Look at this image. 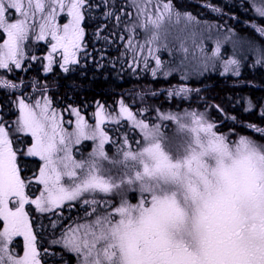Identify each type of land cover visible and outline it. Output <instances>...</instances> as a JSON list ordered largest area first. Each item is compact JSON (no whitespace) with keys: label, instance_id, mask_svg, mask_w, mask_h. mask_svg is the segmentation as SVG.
I'll list each match as a JSON object with an SVG mask.
<instances>
[{"label":"snow or ice","instance_id":"6c2138e0","mask_svg":"<svg viewBox=\"0 0 264 264\" xmlns=\"http://www.w3.org/2000/svg\"><path fill=\"white\" fill-rule=\"evenodd\" d=\"M47 6L49 10L39 22L35 39L42 41L50 36L54 41L52 51L62 50L61 67L68 72L67 65L78 63L77 52L84 38L82 23L93 5L90 0H48ZM98 6L103 9L105 20H114L117 25L122 23L119 13L124 5L101 0ZM132 6L137 8L138 15L147 11L143 0H132L129 7ZM45 7L44 0H0V30L6 34V39L0 43V69L9 72L22 69V43L33 30L36 13L44 14ZM206 7L220 12L210 4ZM156 8L155 19L133 24L129 30L147 24L159 30L164 19L171 20L173 15L180 19L181 14L174 13L169 2L157 0ZM11 10L19 14L15 20L9 16ZM256 11L264 17V7ZM61 13L67 18L63 25L58 23ZM185 16L189 21L194 20L190 14L185 13ZM253 27L264 35V28ZM196 36L190 33L191 38ZM156 39L152 34L151 42ZM148 54L155 61V67L150 69L155 76L161 60L153 55V50ZM200 57L205 67L220 59L219 42L211 56L205 55L200 45ZM46 59L47 71L51 72L53 56L50 54ZM261 60L264 53L257 63ZM238 63L235 59L225 61V70L235 65L233 75L238 76ZM144 64L148 67L147 60ZM19 87L0 77V88L11 92ZM175 91L187 94L190 90ZM16 103L20 115L14 126L0 115V221L3 222L0 225V264H42L30 219L31 209L26 211V205H34L42 214L57 215V210L72 201L85 206L84 216L78 217L84 222L75 226L69 224L60 239H53L51 244L74 254L76 264H264V143L246 136L229 140L213 130V122L192 113V127L187 129L194 133L192 144L185 154L174 156L162 146L160 126L149 128L121 102L120 113L133 121L134 127L140 128L145 143L132 150L125 137L126 147L110 158L104 146L111 138L101 127L109 117L102 106L95 113L98 123L90 131L84 117L73 109L77 117L75 132L68 133L62 117L51 109V100L43 103L37 100L30 105L19 99ZM251 107L249 102L246 111ZM217 110L222 112L218 106ZM260 116L264 118V109L260 110ZM162 119L177 117L165 115ZM230 119L235 122V117ZM184 127L181 125L182 129ZM247 127L253 128L264 140V128ZM13 133L30 137L31 146L23 149L14 146L10 135ZM89 139L98 141L89 159H74L73 145ZM22 157H37L42 162L36 183L42 185L43 190L35 198H30L26 191L32 181L22 176ZM101 161H108L118 169L117 175L113 176L110 169L101 174ZM123 185L126 189H122ZM128 192L137 193V203L130 202ZM97 194L104 197L117 194L120 198L112 202L98 199ZM101 203L103 207L98 211ZM72 207L68 204V211ZM51 227L55 229L57 221H53ZM16 237L23 238L22 255L15 251ZM44 254L46 257L57 255L47 248ZM60 255V264H66L62 253Z\"/></svg>","mask_w":264,"mask_h":264},{"label":"bare ground","instance_id":"6f19581e","mask_svg":"<svg viewBox=\"0 0 264 264\" xmlns=\"http://www.w3.org/2000/svg\"><path fill=\"white\" fill-rule=\"evenodd\" d=\"M117 1V0H114ZM146 13L148 17H151L156 9L157 0H151L152 4L146 0ZM45 5L47 6V0H44ZM167 2V0H164ZM122 3L125 5L124 0ZM187 3L191 5H196L194 8L190 9V15L194 17L195 24L198 26H214L216 28L220 27L222 24L226 25L225 20L227 18L231 24L233 21L231 19L237 20L241 13L244 14L243 9L239 8L241 4L238 0H206V2L199 3L198 0H187ZM100 1L93 3L94 17L93 20H88L87 22L82 24L84 28V34L87 36L90 31L95 34V37L99 40L97 44L87 42V45H113L115 47L119 45H130L129 41H132L131 45H144L146 41L151 39V35H149L148 27L141 28L136 27L133 30L123 29L121 26L125 23H135L134 16L135 12L130 10L129 8L124 7L123 11L119 13L121 16L122 23L117 25L114 20H105L102 15L103 9H101L98 5ZM117 4V3H116ZM211 5L212 7H217L220 9L219 13L211 11L209 7L206 5ZM118 5V4H117ZM152 8H154L152 10ZM248 12V10H246ZM200 21V22H198ZM93 25V27H92ZM230 25V24H229ZM154 33V32H152ZM91 37V35L89 34ZM251 35H248V37ZM107 37V39H105ZM165 38L162 36L157 37L156 41H162V48H165L164 52L160 53L161 65L157 74L155 76L152 75L151 68L155 67V65H151L140 70L141 78L137 82L136 86L139 90L142 91V95L147 94V89L149 88V94L147 98L138 96L136 98H141L142 101L132 102V99L129 97V100L123 99V105L125 107L133 108L135 106H141L142 112L144 111V105L147 107V114L150 117H158L160 114L162 116L166 115V111L174 110V112H178L181 116L182 120H189L190 115L192 113H197L205 116L206 113H203V108L201 105H204L207 110V115L209 118H213L217 106L218 107H226L224 121L229 119L231 124H239V123H254L255 126L264 128V118L260 116V110L264 109V60L260 63H257V60L253 59L251 61L245 62V66H239V75L235 77L229 76L226 74L225 80H217L211 82V79L214 77H219L222 79V72L217 74H208V75H197L196 73V63H186V65L179 64L178 61L174 59L175 54L178 53L180 47L177 43L182 41V38L179 37L176 39V43L174 45H163ZM38 41L35 39L34 33H29V37L26 41H24L23 45H36ZM185 45V44H184ZM206 45H210L206 43ZM220 45H227L224 42H221ZM238 47V45H235ZM145 47V46H143ZM206 47V46H205ZM187 48V46H183V49ZM239 48V47H238ZM208 49V50H207ZM240 49V48H239ZM241 53L242 50L240 49ZM184 52V50H183ZM200 52V49H199ZM204 53H208L207 56H211L212 51L208 47L205 49ZM225 53L229 55L228 49L225 50ZM260 53V52H259ZM96 54H93V61L91 67L95 62ZM43 61V60H41ZM44 62V61H43ZM214 66L219 67L220 63L218 60L211 62ZM258 65L261 66L262 72L259 74H255L253 69ZM42 66L41 62H28L23 66V69L31 70V69H39ZM89 67V64L87 65ZM149 68V69H147ZM129 66H124L119 72H109L111 76L105 78L102 76L101 78L94 77L93 80H101V82L106 83V92H115L117 89V85L120 84L124 88H129L128 76H129ZM165 73H167L165 75ZM2 74V72H0ZM4 78L7 80L19 83L20 77L19 74H13L12 77L4 74ZM145 78V80L143 79ZM34 81V80H33ZM111 83V84H110ZM160 83H169L170 89L168 85H166L167 92L160 93V97L153 98L154 104L151 102V96L154 95V90L156 86ZM31 84V81L29 82ZM34 86V84H31ZM155 86L153 89L152 87ZM108 86V87H107ZM70 87V86H68ZM131 88V87H130ZM180 89H189L190 91L187 94H176L175 90ZM129 90V89H127ZM56 91L52 90L51 95L52 98L55 96ZM97 93V94H103ZM169 93H172L169 96ZM240 93H244V95L239 98ZM23 94H29L27 91ZM12 97L18 98L20 96L15 95V93H11ZM235 95V97H233ZM97 99L94 102L90 100H85L83 102V106L80 107V114L84 115L89 112L96 113L99 109V106H102L105 110L119 109L120 104H116V101L119 97H114L115 100L112 101V98L107 95L103 102L100 100V95H96ZM22 97H25L23 95ZM249 102H251V110H247L249 108ZM144 105H143V104ZM148 103V104H147ZM60 114V117H64L62 122L68 121L72 116L65 112L62 107H55ZM198 108L199 111L196 112L195 109ZM149 109H152L151 111ZM13 111L16 112V103L13 101ZM140 112V113H142ZM138 114V113H135ZM137 119H141V115L135 116ZM228 117V118H226ZM230 117H235V122L230 119ZM213 120V119H212ZM116 121V120H115ZM116 124L120 123L115 122ZM125 122H121L123 125ZM10 125L13 126V123L10 122ZM164 132L168 135L166 140L162 143V146L170 148L172 151L177 152H185V147L178 135V127L165 124ZM107 129L109 131H116L118 129L117 126H108ZM245 136L249 138L259 139V136L255 133H250V131L245 132ZM29 162L24 163V169L22 176L23 177H32L36 174V167L32 164H28ZM76 212V211H73ZM79 214V213H78ZM42 240H46L45 234L40 235Z\"/></svg>","mask_w":264,"mask_h":264},{"label":"rangeland","instance_id":"374dc122","mask_svg":"<svg viewBox=\"0 0 264 264\" xmlns=\"http://www.w3.org/2000/svg\"><path fill=\"white\" fill-rule=\"evenodd\" d=\"M148 1L152 4L151 0H148ZM238 1L242 4L244 14L241 13V15L238 18H236L237 19L236 21L234 19H231L233 21L232 24H231V22L228 21V19H230V18H227L225 20V22H228V23H226V25L222 24L220 27L216 28L214 26H206V25L198 26V24H195L194 20L189 21L187 19V17L185 16V13L189 14L190 13V9L194 8L196 5H199V4H195V5H191L190 6V4L187 3V0H167V2L172 4L174 13L175 12H179L181 14L180 15V19L177 20L175 18V15H173L171 20H169L167 18L164 19L161 22L159 30L153 29L152 25L149 24L148 29L151 30V32L148 30L149 35L155 34L157 37L162 36L163 39L165 38V40L163 42V45H174L176 43V39L178 37H181L182 41L180 43L179 42L177 43V45L180 47V50L178 51V53L175 54V57H174V59L176 61H178L179 64L186 65V63H191V62L192 63H196L197 64V65H195L196 73H194L195 76H197V75L217 74L219 72H222V75H223L222 79L219 78V77H217L216 79L225 80L226 79L225 78L226 74H228L229 76H234L233 75V70L236 68V66L235 65L229 66L227 70H225V67L222 68V69L219 68L220 70H217V68H215L214 65L210 62L205 67L201 63L203 58L200 57V52H199L200 45L203 46L204 52H205V49L208 48V47L213 52L215 50L217 42H219V44L221 42H224L225 44H227V48L229 49L228 53H229V57L230 58H228L227 60H231V59L237 60L239 62L238 66H241V65L245 66L244 63L248 62V61H251L253 58L255 60H258V58L260 57V54L264 53V38L256 30V28L253 27V25H256L259 28H263V27H260V25H262V24L259 23L257 20H255V18H259L260 17L258 15L256 9L258 7H264V0H238ZM95 2H97V1L90 0L91 4H93ZM113 2H114V0H113ZM143 2L146 4L147 1L143 0ZM155 2H156V0H155ZM131 3H132V0H131ZM47 5H48V0H47ZM119 5H124V4L122 2H118V6ZM124 7L128 8L127 5H124ZM132 8L136 11L138 20L139 21L141 20L142 22H143V20L146 21L149 18L155 19L156 15H158L157 8L154 10V13H153V15L151 17H148L144 13H139V15H138L137 8L134 7V6H132ZM244 8H245V10H244ZM153 9L154 8H152V10ZM48 10H49L48 6H46L44 14H41L39 12L36 13L35 21H33L34 27H33V30L30 33H34L35 35L38 34L39 22H40L42 16L46 15ZM246 10H248V12H246ZM9 16L11 17V19L15 20L19 16V14L14 13V10H11L9 12ZM262 18L264 19V17H260L259 19H262ZM62 19L67 23V18L65 17L64 13H61L58 16V23L59 24H61ZM198 22H200V21H198ZM152 32H154V33H152ZM193 32L197 34L195 39L190 37V33H193ZM248 35H251V36L248 37ZM88 37H89V34H88ZM88 37H87V40H88ZM244 37H247V38H244ZM89 38H91L93 43H95V44L98 43V39L95 37L94 33H92L91 37H89ZM5 39H6V34H3L2 30H0V43H3ZM251 39L254 40V41L256 39L257 42L262 39L261 40V45H256L257 42L253 43L251 41ZM52 43H54V41H52L51 37L48 36L45 40H42L41 42H38L36 45H23L22 44V49H23V54H24V59L22 61V64L28 63V62H41L42 63V66L40 67L41 74L45 78H47V76L50 77L54 70L51 71V72L47 71V68H46L47 59H46V57L48 55H50L51 52H53L52 51ZM148 43H149V45H162V41L157 42L155 40V42H151V39H149V41L147 43L146 42L143 43L144 44L143 46L146 47V45H148ZM206 43H209L211 46L210 45H206ZM235 45H238V47L242 50V53H241L240 49L238 47H236ZM183 46H187V49H188L187 53L183 52ZM118 47H119L118 49L123 50L121 45H119ZM88 48L91 51L90 54H86L87 51H78L77 52V60H78V56H80L81 61L78 64L82 67L81 71H83V69L86 70L88 68L87 65L89 64V76H91L92 75V71H91L90 67H91V64H92V61H93V54H96L97 56H104L105 57L106 48L104 46H102V45L100 47L101 51H99L97 49V45H88ZM165 48H164V50H165ZM58 51L61 53L60 56H58V62H59L58 66L60 67L59 68L60 74H61V76L66 78L67 82H64V83L62 81L60 82V87L57 88V91H56L55 96L53 98H52L51 94H49V95L46 94V92H47L46 84L43 81H39L36 78H32L30 80L31 84H34V86L30 84V89L35 91V93H34V95H35L34 96V103L37 100L41 101L42 103L46 99L47 100H51V102H52L51 103V109H54L55 111H57V109H55L54 106L57 107V108L58 107H62V109L65 112L70 114L72 117L68 121L63 122V127L66 129V131L68 133H74L75 132V124H76L77 117L74 115L72 110L76 109V110H78L80 112V107L84 105L83 102L86 100V96L85 95L81 96L79 93L74 92V91H72V92L68 91L69 89H71V87H68V86H71V83L74 82L73 79H69V76L73 75V74H70V72H77L78 73L79 69H75L74 71L69 70L68 72H65L63 67H61V65L63 64V53H62V50H58ZM143 52L144 51L142 49V45H139V48H137V51H133L134 55L132 54L130 56V55L126 54V53L122 54V56H124L125 58L130 57L129 58L130 62H133V64H134L133 68H131V69L129 68L128 73H130L133 69H136L137 72L142 69L141 67H139L135 63V61L137 59L138 60L139 59H144ZM166 52L167 51H165L163 53H166ZM117 53L118 52L116 50L115 54H117ZM205 55H208V53H205ZM89 56H90V63L87 62V60H86L87 57H89ZM31 57H36V59H34V60L30 59ZM241 58H243V59L241 60ZM41 60H43L44 62L41 61ZM217 60H219V59H217ZM261 61H263V60H261ZM58 62L53 59L52 67L54 65H56ZM139 63L141 64V66L143 68H146L145 64H144V61L139 62ZM70 65H75V64H70ZM70 65H67V67H69ZM22 69H23V66H22ZM147 69H149V68H147ZM0 70L4 71V69H0ZM239 71H240V69H239ZM253 71H254L255 74H257L258 72H262V68H261V66L256 65L254 67ZM109 72H117V71H113V70L110 71V69H108L105 72H102L105 78H108L109 76H111ZM4 73L5 72H2V74H0V77L5 76ZM13 73H14V71L10 72V74H13ZM93 73H94V76H92V78H94L95 75H96L95 74L96 72H93ZM132 73H133L132 80H134L135 77L141 78V75H139L138 73L137 74H134V72H132ZM15 74L16 73H14V75ZM7 76L12 77L9 74H7ZM235 77H236V75H235ZM52 78L54 80L51 81V85L53 87L54 86H58L56 77L53 76ZM21 81H22V83L25 81L24 77H20V81L18 83L20 85L19 89L16 90V91H11L9 93L10 94L11 93H15V95L20 96L19 99H24L25 102L27 103L26 100H30V98H32V97H31V95L23 94L24 92L28 91V88L25 87V86H22L21 85L22 84ZM63 85H64L65 88L63 87ZM166 85H170V84L169 83H160L157 86L154 85L152 87L154 89L155 86H156V88L154 90V95H155L156 99L158 97H160V93L164 94V93H166L168 91L167 88H166ZM91 86H92V89H90V91L93 90L94 87H96L95 84H93ZM132 87H137V86L134 85V86H131V88ZM131 88L129 90H125L122 94H121V92L117 93L119 99L116 101V104H121L123 99H126L127 97H130L132 99V102H134L136 100V98L140 94H142V91L139 90L138 88H137L138 90L131 89ZM3 90L4 89H0V91H3ZM103 90H105V88ZM148 90H149V88L147 89V91ZM106 91L107 90H105V92L102 95L99 96L100 100H102L104 102L105 101L104 98L107 95H109L112 98V101L115 100L113 95L110 92H106ZM49 92L51 93V91H49ZM240 94H243V93H240ZM23 95H25V98L22 97ZM143 95L146 98L148 96V94H144V93H143ZM137 102L141 103V101H137ZM151 102H152V104H154V101L152 99H151ZM218 108L222 110V112L219 111V117L224 118L226 107H221L220 106ZM149 110L151 111L152 109H149ZM57 113L59 114L58 111H57ZM19 115H20V113H19V108H18L17 112H15L16 118L19 117ZM59 116H60V114H59ZM62 119H65V118L62 117ZM69 121H71V123H69ZM219 125H221V124L219 123ZM91 129L92 128L90 127L88 130L90 131ZM240 130L247 131L246 129L242 128L241 125H239V126L234 125L233 126L232 131H233V134H234V136H233L234 140L238 139L240 137V135H239V131ZM140 132H141L140 128H137V131H135V132L132 131L131 133H134L137 136V139L139 140L140 139V136H139ZM14 134L19 135L20 133H14ZM134 134H132L131 136H133ZM119 136L120 135H118L116 133H111L110 134V138H112V137H117L118 138ZM119 138H121V137H119ZM185 139H186L185 136L180 138L181 141H183ZM250 139L255 140L257 143H264V140H262L261 138L260 139L250 138ZM138 140H137V142H138ZM137 142L135 144V147L137 146ZM97 143H98V141H94V140L89 139V140H82L79 144H74L73 145V149H72V154H73L74 159H76L78 161L82 160V159L83 160H88L89 157L91 156V154L93 152V149L95 148ZM106 145H107V143L104 146V151L105 152L108 151V148L106 147ZM122 147H123L122 145H118V144L112 145L111 146V150L114 151L115 154L112 155L110 153H107V152L106 153L108 154V156L110 158L116 157L117 153L119 152V150ZM35 158H36L35 161H38V163H39V167H38V170H37V173H38L39 172V168L42 166V162L39 160V158H37V157H35ZM106 163L109 164L108 161H101V169L106 166L105 165ZM101 174H104V173L101 172ZM78 175H79V170H78ZM65 178H67V177H64V179ZM105 178H107V176H105ZM36 180H37V178H36ZM119 198H120L119 195L113 194L111 197H104L103 195H101L100 198H98V199H101V200L110 199L112 202H116V201L119 200ZM30 209L31 210L33 209V212L37 213L41 217H48L47 219H49V220L57 218V227H56V229L52 228L53 229L51 231L52 233H49V234L47 233V228H46V231L43 232L45 234V236H46V240H43L41 242V245L43 244L42 247L43 246L46 247L50 252L58 253L57 252L58 249H62V247L59 246V245H52L51 241L53 239H60V238H54L53 236L55 234H57L59 232L62 234V231L59 228V224L61 222H63V221H66L67 218H68L67 214L64 211V208H63V210H57V215H53L52 213H43V214L39 213V212H37L35 210V207L34 208L31 207ZM32 215H34V214H30V216H32ZM44 222L47 223V221H44ZM49 223H50V227H51L52 222H49ZM69 224H72V222H70ZM69 224H67L66 227ZM73 226H75V224ZM33 231H34V233H36L34 229H33ZM61 234H60V237H61ZM21 247L23 249V239L21 240ZM44 247H43V250H40V252H41V256L40 257L43 258V261L45 263V259H47V257L42 254V252H44V250H45ZM68 254L71 255V253H68ZM50 257H52L55 260L57 259V255L54 256V257L53 256H50ZM48 261H51V260L47 259V263H48ZM64 261L66 263L68 262L67 259H65ZM75 262H76V259L73 258L72 264H74Z\"/></svg>","mask_w":264,"mask_h":264},{"label":"trees","instance_id":"16d2710c","mask_svg":"<svg viewBox=\"0 0 264 264\" xmlns=\"http://www.w3.org/2000/svg\"><path fill=\"white\" fill-rule=\"evenodd\" d=\"M199 3H202V2H206V0H198ZM239 8L243 9L242 7V4L239 5ZM245 10V8H244ZM258 16V15H257ZM255 18V17H254ZM260 18V17H259ZM259 18H255V20H257L259 23H261L262 25H260V27H263L264 28V19H259ZM90 35H92V31L89 32ZM246 35V34H245ZM244 38H247V37H244ZM262 40V39H261ZM261 40L260 41H255L251 39V41L253 43H256V45H261ZM160 49H164L162 47H160ZM99 57L96 55L95 57V64L92 66V68H90L92 70V75L89 76L88 74H86L85 72L89 73V69H87V71H83L82 74H78L77 72L76 73H73L72 76H69V79H73L74 82L71 83V89H69L68 91L72 92H77L79 93L81 96L85 95L86 96V100H90L91 102H94L96 99H97V96L96 95H102V94H97V93H102V92H105V90H103L104 88L106 89V83H103L101 82V80H93L92 76H94V73L93 72H96L95 74V77H98V78H101L103 75L102 72H105L106 70L110 69V71H112L113 69L110 67L111 65H113L114 67H117L119 66L118 65V62L116 61V59L114 58V56H110V54H107V56L105 57V59H102L104 60V63L103 65L100 64V59H98ZM243 58H241L242 60ZM99 62V64H98ZM99 70V71H98ZM261 72H258L257 74H259ZM4 74H9L10 76H12L13 74H10V73H4ZM16 74H19V77H24L25 81L21 84L22 86H25L28 88V95H33L35 93L34 90L30 89V80L32 78H36L38 79L39 81H43L45 84H46V87H47V92L46 94H50L49 91H57V88L60 87V82L62 81L63 83L64 82H67L66 78L61 76L60 72L57 70L55 75H51L50 77L47 76V78L43 77V75L41 74V69H31V70H28L24 75L22 74V72H16ZM53 76L56 77L57 79V83H58V86H52L51 85V81H53L54 79L52 78ZM133 78V73L130 72L129 73V76H128V85H129V88H124L122 87V85L118 84L117 85V89L115 92L111 93L114 97H117V93L118 92H123L124 90H127V89H130L131 86H134L137 84V82L139 81V79H134L132 80ZM217 77H214L211 79V82L213 81H217L219 79H216ZM92 79V80H91ZM143 79L145 80V78L143 77ZM95 84L96 87H94L93 90L90 91V89H92V86ZM111 84V83H110ZM64 87V85H63ZM108 87V86H107ZM65 88V87H64ZM2 89V88H0ZM131 89H137V87H132ZM149 90L147 91V94ZM69 93V92H68ZM244 95L243 94H240L239 98H241L242 96ZM140 97H144L142 94L139 95ZM233 97H235V95H233ZM15 96L12 97V95L6 91V90H3V91H0V115H2L5 120H7L10 124L13 123V121L15 120V115H14V111H13V101H15ZM137 101H142L141 98L137 99ZM148 104V103H147ZM132 109V108H131ZM9 115V116H8ZM117 116L119 117V115L117 114ZM215 117H213V120H215V122H218L220 123L221 125H218L216 124L214 126V129L215 131L219 132V134H224L226 135L227 137H229L230 135L233 134V131L231 129V126H239L241 125L242 128H245L247 129L248 131H250V133H254V131L251 130V128L247 127V125H254V123L252 122H249V123H239V124H231L229 122V119L227 121H224L222 117H219V111L216 109V112L214 114ZM225 124L226 126H228L229 128H225ZM117 125V124H116ZM7 126V125H6ZM258 127V126H256ZM119 129L125 133V131L127 132V130L124 128V126L120 123L119 124ZM244 131V130H242ZM244 132H247V131H244ZM128 133V132H127ZM12 135L13 139L15 140H20L23 138V135L22 133H20L19 135H16V134H10ZM21 162H24L25 163V160L21 159L20 160ZM30 164H33L31 162H29ZM28 163V164H29ZM113 168V167H111ZM24 169V168H23ZM115 173H118V170H115ZM126 185H123L122 186V189H126ZM128 195V199L130 200L131 203L135 204L137 203V200H138V195L137 193L135 192H128L127 193ZM103 207L102 204L98 205L97 208L98 210H101V208ZM79 213V214H78ZM34 215L31 216V218L33 220L32 223H33V229L35 230V234L37 235V238H38V243L40 246L41 245V242L43 241L40 237L41 233L44 234L43 232L46 231V228H47V233H52L51 230L49 229L50 228V223L49 221H47V217H41L39 216L37 213L33 212ZM67 216H69V220L72 219V220H79L78 217H83L84 216V209H83V212H68L66 213ZM90 218V217H89ZM44 221H47L44 222ZM59 228H61V226H59ZM23 238L22 237H16L14 238V241L13 243L17 245L15 251L17 252V254L19 255H22V247H21V240ZM44 247V246H43ZM46 249V247H44ZM44 253V252H42ZM59 253V251H58ZM47 259L51 260V261H48L47 263ZM47 259H45V263L42 258L41 262L42 264H60V261H59V258L58 259H53L52 257L48 256ZM68 260V262L66 264H72V261H73V258L70 256V255H66V258ZM76 264V262L74 263Z\"/></svg>","mask_w":264,"mask_h":264},{"label":"flooded vegetation","instance_id":"af4514ba","mask_svg":"<svg viewBox=\"0 0 264 264\" xmlns=\"http://www.w3.org/2000/svg\"><path fill=\"white\" fill-rule=\"evenodd\" d=\"M129 9L130 10H132L130 7H129ZM133 11V10H132ZM134 12V11H133ZM93 13H94V10H93V6H92V8H91V18H90V20H93V17H94V15H93ZM134 22L135 23H125V24H123L122 26H121V28H123V29H130L131 28V26L133 25V24H136V25H140V24H144L145 23V21L143 20V22L140 20H138L137 19V17H136V15L134 16ZM83 23H85V20L83 21ZM82 23V24H83ZM125 25H127V27L125 26ZM92 27H93V25H92ZM139 27V26H138ZM147 27V26H146ZM146 27H141V28H146ZM98 42H99V40H98ZM102 46H104L105 48H106V52H105V57L107 56V54H110V56H114V58L116 59V61L118 62V65L119 66H117V67H114L113 65H111L110 67L113 69V71H119L120 69H122L125 65L126 66H129V68L131 69L132 67H133V63L132 62H130V60H129V57L128 58H125V57H121L120 55H121V53L123 52V50H124V45H121V47L123 48V50H120V49H118L119 47L117 46V47H115V46H113V45H102ZM147 46V45H146ZM101 45H97V49L99 50V51H101ZM137 48H139V45H125V49L126 50H128L131 54H133V51L135 50V51H137ZM142 49H143V51H144V47H143V45H142ZM117 50V54H115V51ZM143 54H144V52H143ZM134 55V54H133ZM99 58L98 59H100L99 61H100V64H102L103 65V63H104V60H102V59H105V57L104 56H98ZM95 60V59H94ZM143 61V59H137L135 62H136V64H138V66L139 67H141L142 68V66H140V64H139V62H142ZM87 62H89L90 63V61L89 60H87ZM95 64V63H94ZM93 64V65H94ZM98 64H99V62H98ZM90 68H92V67H90ZM81 69H82V67L79 69V71H78V74L80 75V74H82V72L83 71H87V69H89V67L85 70V69H83V71H81ZM92 71V70H91ZM99 71V70H98ZM131 72H134V74H139L140 75V70L137 72L136 71V69H133ZM86 74H88L89 75V73H87V72H85ZM136 79H140V78H138V77H135ZM125 91V90H124ZM123 91V92H124ZM122 92V93H123ZM121 93V94H122ZM149 93V92H148ZM118 96V95H117ZM153 98H155V96L154 95H152L151 96V99L153 100ZM142 108H136V113H138L139 115H141V117H142V119L143 120H146V117H145V114H144V111H145V109H144V111L142 112ZM112 111H115V110H112ZM140 112H142V113H140ZM210 119H213V118H210ZM214 123H217V124H219L218 122H214ZM253 126H255V125H253ZM225 128H229L228 126H226V124H225ZM233 128V126H231V129ZM245 129V128H244ZM247 130V129H246ZM248 131V130H247ZM239 132H241V133H244L245 134V132L244 131H242V130H240ZM259 139H260V137H259ZM22 169H23V167H22ZM22 173H23V171H22ZM26 179H29L30 177H25ZM30 188H31V185H28V187L26 188V191L27 192H29L30 193V198L31 197H34V194H35V192L34 191H32V193L29 191L30 190ZM37 191H39L40 190V188L38 187L37 189H36ZM32 206V205H31ZM31 206H27L26 205V208H28V207H31Z\"/></svg>","mask_w":264,"mask_h":264}]
</instances>
